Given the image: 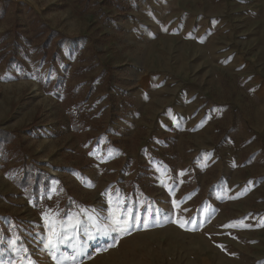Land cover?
Segmentation results:
<instances>
[{"label": "rangeland", "instance_id": "obj_1", "mask_svg": "<svg viewBox=\"0 0 264 264\" xmlns=\"http://www.w3.org/2000/svg\"><path fill=\"white\" fill-rule=\"evenodd\" d=\"M1 131L0 264H264V0H0Z\"/></svg>", "mask_w": 264, "mask_h": 264}, {"label": "snow or ice", "instance_id": "obj_2", "mask_svg": "<svg viewBox=\"0 0 264 264\" xmlns=\"http://www.w3.org/2000/svg\"><path fill=\"white\" fill-rule=\"evenodd\" d=\"M122 216L124 217L123 219L121 218ZM88 219L92 220L93 217L89 216ZM131 221H132V217L130 213L125 214L123 211L118 209L117 212H114L113 214L112 223L109 225H105V229L110 228L112 231H127L128 228L132 227ZM81 224L82 221L78 217L69 216L67 221L56 220L53 217L50 220L51 235L48 239L47 246L49 248H56L58 246V243L61 241V239H63L64 242H67V239L70 238L67 236V233L71 231L73 236H75ZM96 230L102 231L101 229H96ZM104 234H107V232L104 231ZM70 258L73 260L75 259V257H70ZM26 264H33V262L31 260H28Z\"/></svg>", "mask_w": 264, "mask_h": 264}, {"label": "trees", "instance_id": "obj_3", "mask_svg": "<svg viewBox=\"0 0 264 264\" xmlns=\"http://www.w3.org/2000/svg\"><path fill=\"white\" fill-rule=\"evenodd\" d=\"M74 126L76 128H78L77 124H75ZM0 136H3V137H1L2 139H8L10 137V133L1 131L0 132ZM31 169H33V168H31ZM31 169H29L28 167L24 168L25 177L27 176L28 171H30ZM38 178H39V176L36 175L34 181L32 182V187H33L34 190L38 187Z\"/></svg>", "mask_w": 264, "mask_h": 264}]
</instances>
